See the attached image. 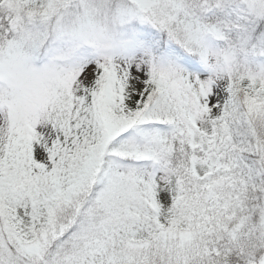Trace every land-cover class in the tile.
I'll return each mask as SVG.
<instances>
[{"label": "snow or ice", "instance_id": "1", "mask_svg": "<svg viewBox=\"0 0 264 264\" xmlns=\"http://www.w3.org/2000/svg\"><path fill=\"white\" fill-rule=\"evenodd\" d=\"M0 264H264V0H0Z\"/></svg>", "mask_w": 264, "mask_h": 264}]
</instances>
